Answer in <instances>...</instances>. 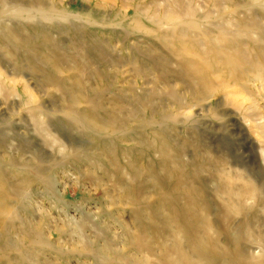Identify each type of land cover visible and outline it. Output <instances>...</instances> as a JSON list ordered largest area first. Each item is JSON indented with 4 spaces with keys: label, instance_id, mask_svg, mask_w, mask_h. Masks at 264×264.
Instances as JSON below:
<instances>
[{
    "label": "rangeland",
    "instance_id": "1",
    "mask_svg": "<svg viewBox=\"0 0 264 264\" xmlns=\"http://www.w3.org/2000/svg\"><path fill=\"white\" fill-rule=\"evenodd\" d=\"M0 27L51 39L39 41L36 60L52 44L66 54L56 72L0 38V166L12 177L2 189L7 198L0 193L10 211L0 264H23L30 253L32 264H165L171 236L151 217L166 191L156 193L145 175L141 211L126 192L128 166L141 175L167 168L159 150L144 152V145L178 146L184 161L198 149L210 166L264 184V77L236 79L228 60L240 50L245 65L264 56V13L251 0H0ZM222 35L240 49L222 51L228 56L210 50ZM79 81L97 108L98 132L68 116L72 106L58 83L76 91ZM72 109L88 108L78 102ZM203 177L220 226L216 179ZM174 204L183 209L182 194ZM226 217L223 227L241 222Z\"/></svg>",
    "mask_w": 264,
    "mask_h": 264
},
{
    "label": "bare ground",
    "instance_id": "2",
    "mask_svg": "<svg viewBox=\"0 0 264 264\" xmlns=\"http://www.w3.org/2000/svg\"><path fill=\"white\" fill-rule=\"evenodd\" d=\"M251 3L253 7L262 9L264 13V0H251ZM1 29L0 27V38L2 42L12 44V47L16 49V51L21 50L20 48L28 49L33 60L39 62L37 63L39 65L44 62L46 64H52L51 66L53 68L51 69H54L56 72L61 70L59 68L60 63L64 60L66 54L53 44L49 45L51 48L50 53L43 54L44 58L41 57V54L40 59L36 60L38 56L37 52L34 50L40 46L39 41L43 40V42H48L51 39L38 38V33L33 35L28 34L25 39L18 34L16 28L4 27L2 30ZM217 38H212L209 48L214 52L226 51V53L229 54L230 52L233 53L232 49L234 47L239 48V42H231L225 36L223 37V35ZM1 47L2 45H0V48ZM73 51L76 52L77 56H74L73 53L69 55H73L76 58L79 57L80 61L78 67H81L80 70L85 72V69H87L85 66L87 61L84 59L81 60L83 52L81 49L77 48H74ZM224 52L222 53L225 54ZM227 54L225 55L228 56ZM245 54V50H240L233 53L232 57H228V60L234 64V67H237L231 71L232 76L240 80L247 77L245 75L246 73L247 75H254L257 78L264 77V62H261L264 61L263 53L260 52L257 54V60H260L259 62H251L246 65L243 62ZM89 65L91 64L89 63ZM87 75H89L88 71L83 74L81 79ZM5 84L9 85L7 82H5ZM0 85H4L1 74ZM58 85L62 86L61 90L65 94L66 100L72 106L68 116L72 117L78 125H81V128L85 129L90 127L93 132H98L102 129V127H98L96 121L97 108L93 105V100L89 97L85 84L79 81L76 91L68 90L66 85L60 83H58ZM78 102L86 103L88 109L79 110L78 113L75 112V109L72 108L74 104ZM246 117H248V115ZM261 129H263L262 126H256L257 131ZM111 135H113V132ZM110 139L109 141L113 143V139ZM149 145L143 146L144 152L158 149L161 153L160 155L163 157L161 164L166 165L167 168H163L160 172L155 170V172H151L152 170L148 169L149 171L141 175L134 167L128 166L131 175L129 181L131 186H129L126 192L137 200L135 205L137 206V210L141 211L144 201L147 203L142 196V190L144 188L142 179H144L145 175L151 180L156 193L163 190L166 191V193L163 192V195L166 194L167 198L161 199L159 204H153L158 213L154 215V219L151 217V222L153 223L156 222L158 215L161 218L163 230L171 236V242L168 243L169 245L164 244V250L166 252V254L163 255L164 258L162 257L165 260L164 263L264 264V231H262L260 227L261 219H264V184L257 183V180L251 174L235 170L229 171L225 167L210 166L200 152L197 151L198 149H195L196 154L191 161H184L181 158V156L184 155L182 148L178 146L171 148L160 143ZM173 151L176 152V161H170L168 163L166 158H169L168 154H171ZM262 155L264 161V148L262 149ZM156 165L158 166V162L154 163L152 168L157 167ZM120 166V164L117 165V169H119ZM204 174H208L210 178L214 177L216 179V187L212 194L221 206L220 211L223 215L217 217V222L220 226H217L215 220L212 219L211 204L208 203L205 198L206 194H208V190L203 180ZM11 178L12 177L8 174V170L0 166V184H3L0 186V193L6 195L4 196L6 198L7 192L2 189L4 186L8 185L12 180ZM172 184H178V191L176 194L171 191ZM177 194L178 197L182 194V199L185 201L182 210L178 209L174 204L175 195ZM8 198L10 197L8 196ZM12 198L13 197H11V199ZM249 201H253V203L249 205ZM146 205L152 207V203ZM6 206H9V204L0 201V227H2L3 231L0 233L2 235L5 234L4 231L6 230L4 229H7V224H9V222H7L9 219L7 216L10 214V211L5 208ZM226 212L230 217H241L240 224L238 223L239 225L234 226L229 224L223 227V223L227 221ZM186 217H189L190 221H187ZM222 237L226 238V243L221 242ZM146 248L148 250L153 249L151 245H147ZM254 250L259 251L258 255L253 253ZM1 259L2 256L0 254V260ZM20 261L23 264H32L33 260L31 259V253L23 254Z\"/></svg>",
    "mask_w": 264,
    "mask_h": 264
}]
</instances>
